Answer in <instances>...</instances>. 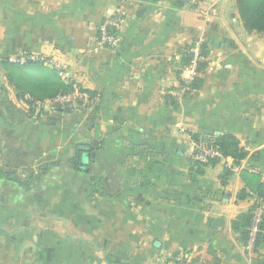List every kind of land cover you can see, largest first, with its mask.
<instances>
[{"label": "crops", "instance_id": "crops-1", "mask_svg": "<svg viewBox=\"0 0 264 264\" xmlns=\"http://www.w3.org/2000/svg\"><path fill=\"white\" fill-rule=\"evenodd\" d=\"M124 3L123 43L105 48L98 25ZM262 40L235 0H0V169L13 175L0 177V264H176L177 253L189 264H264V246L247 249L233 229L258 204L238 200L241 172L264 177ZM192 44V54L206 46L209 67L187 95ZM25 55L51 59L76 91L95 94L85 125L51 101L43 119L30 114L2 65ZM189 132L232 134L249 156L194 174ZM93 141L102 146L90 175L50 172ZM33 173L43 177L24 191L16 179Z\"/></svg>", "mask_w": 264, "mask_h": 264}, {"label": "trees", "instance_id": "trees-1", "mask_svg": "<svg viewBox=\"0 0 264 264\" xmlns=\"http://www.w3.org/2000/svg\"><path fill=\"white\" fill-rule=\"evenodd\" d=\"M235 4L240 21L246 31L249 33L264 35V0H235ZM194 44L186 47L185 49V54H183V67L189 65L192 60L191 56L194 54L190 53V49L194 48ZM31 56L33 55H25L24 57L30 58ZM208 56L209 54L206 46L202 45L200 52L201 60L198 62L197 68L198 76L190 85H187V95H191L193 92H195L202 83L199 76L205 74L209 67V61L207 60ZM20 57L22 56H19L18 58ZM2 65L8 72V80L16 91L18 98L24 101L32 116L35 115L36 110L39 108L37 103L43 104L46 101H53L59 96L72 94L76 91L74 84L65 82L60 76V72L58 70L46 66L41 61H32L28 59L25 64H21L20 61L10 62L9 60H5L2 62ZM79 92L85 94L87 98L78 99L75 106H78V109H81L82 106H84V109L90 108L96 110L98 102L95 94L84 89L82 86H79ZM174 99L176 100V98ZM75 106L72 107L73 111H75ZM53 107L56 111L65 112V109L60 107V105H53ZM188 135L192 142H194L196 145H206L213 147L221 154L222 158L231 159L237 164L241 163L249 156V153L243 147H241L240 141L232 134L216 136L213 134L208 135L200 132H189ZM101 146L102 144L100 142L93 141L90 146L76 147L77 155L75 158L69 162L61 164L60 168L57 170L52 168L50 172L53 174L62 175L67 170L73 169L78 174L90 175L91 172L87 173V171L91 163L87 166L81 164V156L84 151L80 149L88 150L91 162L92 148L94 147V151H98ZM219 160V158L212 159L208 164L194 162L191 172L198 175L202 174L204 167L215 165ZM11 176L13 175L10 171H4L0 169V177ZM40 177H43V173H33L30 177L18 178L16 180L21 186L29 190L32 185L40 181ZM95 179L96 178H94V180ZM241 179L245 185V189L239 193L238 200L243 201L251 197H255L258 200V204L254 205L248 213L242 214L233 223L234 231L240 235L243 244L247 246L253 212L257 206H261L259 201L264 202V177L261 173H256L251 170H243L241 172ZM101 186V181L97 178L93 188L100 189ZM262 246H264V223L262 225V232L259 234L254 250L258 252L259 248ZM180 255L181 254L177 253L174 256L173 261H175L176 264H189L185 258V254L183 255L184 258L176 261Z\"/></svg>", "mask_w": 264, "mask_h": 264}, {"label": "built area", "instance_id": "built-area-1", "mask_svg": "<svg viewBox=\"0 0 264 264\" xmlns=\"http://www.w3.org/2000/svg\"><path fill=\"white\" fill-rule=\"evenodd\" d=\"M126 8V6H125ZM126 14L118 10L113 16L104 20L99 26V40L100 44L111 50H117L122 45V29L125 25ZM194 58L191 64L186 68L190 73L191 78L197 74L198 62L201 60L200 52L198 49H194ZM30 59L32 61H41L46 66L53 67L59 71L62 67L59 64H55L51 59L43 56H31L27 57H16L12 59L13 62H19L25 64L26 61ZM63 75V73H61ZM85 94L80 93L78 90L72 94L59 96L55 100L51 101L52 105L67 106L70 104H75L78 99H86ZM41 106L42 103H37ZM195 161L201 162L203 164H208L210 160L216 158H222L221 154L214 149L206 145H197L195 148ZM264 223V209L262 206H257L253 212L251 226L249 228V238L247 242V249L254 250L259 234L262 232V225Z\"/></svg>", "mask_w": 264, "mask_h": 264}, {"label": "rangeland", "instance_id": "rangeland-1", "mask_svg": "<svg viewBox=\"0 0 264 264\" xmlns=\"http://www.w3.org/2000/svg\"><path fill=\"white\" fill-rule=\"evenodd\" d=\"M118 10H120V11H122L123 13L125 12V14H126V19H125V23H126V20H127V18H128V15L130 14V12H129V8H128V6L125 8V3H124V5L122 4L119 8H118ZM102 23V22H101ZM98 26H100V24L98 25ZM98 30H99V27H98ZM98 36H99V32H98ZM261 36V38H263V40L261 41L263 44H264V35H260ZM99 38V37H98ZM99 40V39H98ZM100 41V40H99ZM255 44V43H254ZM208 60V59H207ZM50 67V66H49ZM212 68H213V66H212V64H211V67L209 68V71H212ZM58 69V68H57ZM56 69V70H57ZM208 70V69H207ZM59 71V70H58ZM60 72V76L62 77V79L65 81V82H68V83H72V80L70 79L69 80V72L68 73H66L65 72V70L62 68V70L61 71H59ZM61 73H63V75L61 74ZM232 77V76H231ZM78 89V88H77ZM78 91H79V89H78ZM176 91H177V89H176ZM173 92V94L174 95H180L181 96V94L180 93H178V92ZM182 93V92H181ZM180 98H182V97H180ZM179 99V98H178ZM76 105V103L75 104H70V105H67V106H60V107H63L64 109H66L67 107H69V108H71L72 109V107L73 106H75ZM78 106H75V113H77L78 114V116H80V119H79V117L77 118V119H79L80 120V124L81 125H85L86 124V122H84V124H83V118L85 117V115H83V112H84V106H82V108L81 109H78L77 108ZM37 113V114H36ZM36 113H35V116H34V118H40L41 117V119H43V117H45V116H42V111L41 110H36ZM34 120H36V119H34ZM80 124H78V122H76V125H80ZM3 170V169H2ZM4 171H8V170H4ZM28 174H29V172H28ZM28 174H23V175H28ZM35 174V173H34ZM33 187V185L31 186V188ZM21 188L24 190V191H26L27 189L26 188H24L23 186H21ZM34 188V187H33ZM51 190H54V194H56V195H59L58 193H59V189L58 188H52ZM39 197V201H41V195H39L38 196ZM58 198H55V200H50V199H48V200H45V204L47 205V206H54V207H56V206H59L60 205V203L58 202V200H57ZM48 203H50V204H48Z\"/></svg>", "mask_w": 264, "mask_h": 264}, {"label": "water", "instance_id": "water-1", "mask_svg": "<svg viewBox=\"0 0 264 264\" xmlns=\"http://www.w3.org/2000/svg\"><path fill=\"white\" fill-rule=\"evenodd\" d=\"M65 111L70 112L71 108H67V109H65ZM80 150L84 151V153L81 156V158H82L81 164L84 165V166L89 165L90 164V154L88 153V150H86V149H80ZM221 224H222V220L221 219L216 220L214 222V228L218 229L221 226Z\"/></svg>", "mask_w": 264, "mask_h": 264}]
</instances>
